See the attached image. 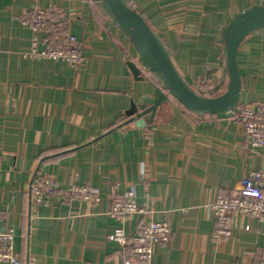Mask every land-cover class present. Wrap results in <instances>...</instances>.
Segmentation results:
<instances>
[{
    "label": "crops",
    "instance_id": "crops-1",
    "mask_svg": "<svg viewBox=\"0 0 264 264\" xmlns=\"http://www.w3.org/2000/svg\"><path fill=\"white\" fill-rule=\"evenodd\" d=\"M50 1L65 10L81 41L78 65L30 54L33 34L22 15ZM129 2L201 92L222 76L219 40L234 11L264 5ZM136 58L130 38L94 0H0V231L14 228L21 264H124V248L108 239L119 226L109 210L113 194L133 189L142 212L125 222L126 232L135 235L150 220L172 229L170 241L155 246L151 264H253L255 252L264 251V222L237 217L231 237L215 238L213 202L219 193H237L247 173L264 166V147L250 149L233 112L197 115L176 100L138 127L126 111L153 88L134 79L127 62ZM238 63L240 103L264 102V33L245 39ZM51 173L65 187L99 188L102 200L35 204L33 179Z\"/></svg>",
    "mask_w": 264,
    "mask_h": 264
},
{
    "label": "built area",
    "instance_id": "built-area-1",
    "mask_svg": "<svg viewBox=\"0 0 264 264\" xmlns=\"http://www.w3.org/2000/svg\"><path fill=\"white\" fill-rule=\"evenodd\" d=\"M22 21L32 31L30 54L40 58L65 60L78 65L83 60L81 41L70 29V19L65 10L54 1L47 6L35 7L22 15ZM238 117L252 151L264 147V102L241 103L232 111ZM32 200L38 205H48L51 198L63 202L75 200L96 206L102 200L99 188L88 184L63 186L57 176L41 174L31 184ZM142 212L133 189L115 193L111 197L109 215L118 221L108 239L119 243L125 251L124 264H151L156 245L168 243L172 229L168 222L150 220L139 232L130 235L125 222ZM215 238H229L235 229V218H252L264 222V166L250 170L237 193H219L213 202ZM240 221V227L250 231L252 225ZM14 228L0 231V261L21 264L20 254L14 249ZM253 264H264V251L254 254Z\"/></svg>",
    "mask_w": 264,
    "mask_h": 264
},
{
    "label": "water",
    "instance_id": "water-1",
    "mask_svg": "<svg viewBox=\"0 0 264 264\" xmlns=\"http://www.w3.org/2000/svg\"><path fill=\"white\" fill-rule=\"evenodd\" d=\"M121 31L130 38L137 58L128 60L136 81L148 82L152 93L132 100L126 115L138 127L154 121L157 110L176 100L197 115L231 113L240 103L243 80L238 52L245 39L254 33H264V5H253L234 11L232 20L221 30L225 66L218 84L209 92L194 88L179 72L171 50L163 37L136 11L129 0H94ZM220 92L221 88H224Z\"/></svg>",
    "mask_w": 264,
    "mask_h": 264
},
{
    "label": "trees",
    "instance_id": "trees-1",
    "mask_svg": "<svg viewBox=\"0 0 264 264\" xmlns=\"http://www.w3.org/2000/svg\"><path fill=\"white\" fill-rule=\"evenodd\" d=\"M147 20V19H146ZM148 21V20H147ZM148 23L150 24V22L148 21ZM151 25V24H150ZM151 27L153 28V26L151 25ZM155 31H157L155 28H153Z\"/></svg>",
    "mask_w": 264,
    "mask_h": 264
},
{
    "label": "rangeland",
    "instance_id": "rangeland-1",
    "mask_svg": "<svg viewBox=\"0 0 264 264\" xmlns=\"http://www.w3.org/2000/svg\"><path fill=\"white\" fill-rule=\"evenodd\" d=\"M239 104H241V103H239ZM236 108H237V107H236ZM236 108H235V109H236Z\"/></svg>",
    "mask_w": 264,
    "mask_h": 264
}]
</instances>
